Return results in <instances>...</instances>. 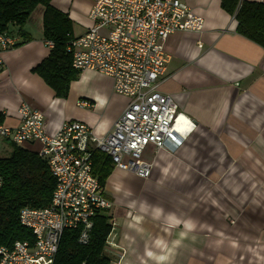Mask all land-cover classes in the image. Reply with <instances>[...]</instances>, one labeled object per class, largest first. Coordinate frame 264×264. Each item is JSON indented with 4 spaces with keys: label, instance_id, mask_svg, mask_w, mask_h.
Segmentation results:
<instances>
[{
    "label": "crops",
    "instance_id": "obj_1",
    "mask_svg": "<svg viewBox=\"0 0 264 264\" xmlns=\"http://www.w3.org/2000/svg\"><path fill=\"white\" fill-rule=\"evenodd\" d=\"M186 1L204 29L168 38L160 79V91L178 104L176 129L186 140L174 151L148 146L147 179L114 167L103 186L113 207L102 213L111 218V241L125 250L122 264H264V48L237 32L222 0ZM52 5L72 20L74 37L91 27L92 0ZM43 14L38 7L23 29L32 41L0 54L4 122L19 126L26 103L44 113L48 134L78 121L106 136L130 99L90 70L70 84L67 98L56 97L33 71L50 53ZM82 100L93 106L79 107Z\"/></svg>",
    "mask_w": 264,
    "mask_h": 264
},
{
    "label": "built area",
    "instance_id": "obj_2",
    "mask_svg": "<svg viewBox=\"0 0 264 264\" xmlns=\"http://www.w3.org/2000/svg\"><path fill=\"white\" fill-rule=\"evenodd\" d=\"M88 31L67 43L72 67L110 77L114 91L130 103L109 134L97 137L87 124L64 123L56 133L46 131L43 112L24 103L17 127L0 121V140L17 146L38 147L37 152L56 180L48 206L25 207L19 222L34 236V242L17 241L12 249L0 248V264H54L63 234L78 231V242H91L93 219L110 211L113 203L93 174L94 153L107 155L115 168L147 179L153 164L145 160L148 146L178 150L186 137L176 129L182 117L174 99L160 91L161 77L170 56L168 38L176 32L201 33L204 18L186 0H92ZM18 38L0 34V54L15 47ZM47 42L49 48L53 47ZM79 107H92L78 101ZM192 127L195 125L187 119ZM0 180V186H1ZM113 254L111 264H122L125 250L107 238L104 255Z\"/></svg>",
    "mask_w": 264,
    "mask_h": 264
},
{
    "label": "trees",
    "instance_id": "obj_3",
    "mask_svg": "<svg viewBox=\"0 0 264 264\" xmlns=\"http://www.w3.org/2000/svg\"><path fill=\"white\" fill-rule=\"evenodd\" d=\"M222 8L238 21L237 32L264 48V4L241 0H222ZM38 7L44 8L43 38L54 45L49 56L33 71L55 92L56 97L67 98L70 84L77 81L80 71L72 67V57L66 52L73 38V22L56 9L52 0H0V34L15 36L22 41L19 47L32 41L23 31ZM18 39V40H19ZM5 116L0 113V121ZM2 148L10 152L0 157V248L12 249L17 241L34 242L33 234L19 222L20 211L25 207L44 208L49 205L56 186L47 161L37 152L1 140ZM6 144H11V151ZM93 174L105 186L114 165L101 153H94ZM111 218L99 213L94 219L91 242L87 246L78 242V231L64 232L54 264H111L104 255V247L112 230Z\"/></svg>",
    "mask_w": 264,
    "mask_h": 264
},
{
    "label": "rangeland",
    "instance_id": "obj_4",
    "mask_svg": "<svg viewBox=\"0 0 264 264\" xmlns=\"http://www.w3.org/2000/svg\"><path fill=\"white\" fill-rule=\"evenodd\" d=\"M52 48H53V47H52ZM52 48H50V49H52ZM1 143H3V141L0 140V157H7V156L10 154V152H6V151L4 150V148H2ZM6 145H7L8 150L11 151V149H12V145H11V144H6ZM27 147H28V149H30V150H37V149H38V147H31V146H29V145H28Z\"/></svg>",
    "mask_w": 264,
    "mask_h": 264
}]
</instances>
